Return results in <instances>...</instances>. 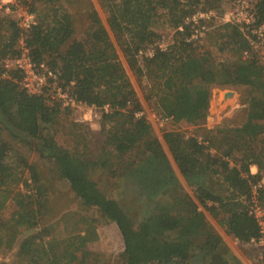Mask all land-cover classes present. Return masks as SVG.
I'll list each match as a JSON object with an SVG mask.
<instances>
[{
    "label": "trees",
    "instance_id": "trees-1",
    "mask_svg": "<svg viewBox=\"0 0 264 264\" xmlns=\"http://www.w3.org/2000/svg\"><path fill=\"white\" fill-rule=\"evenodd\" d=\"M220 1L99 0L107 13L109 30L131 69L138 65V50L158 36L152 26L159 9L176 28L193 5L203 2L214 7ZM255 15L264 22V0L256 1ZM88 19L89 26L82 36L71 39L74 26L70 14L58 5H49L27 30L23 47L33 63H43L56 70L59 82L69 85L77 100L97 107L107 105L108 111L102 113V122L107 124L103 126L104 141L114 151L126 152L141 144L149 155L160 159L161 145L151 136L145 118L136 115L141 110L140 103L108 31L95 10L88 12ZM228 27L222 36L232 55L215 66L210 64L208 53L195 54L181 32L169 47L156 50L145 59L143 66L151 80L147 84L148 95L165 116L198 123L206 118L212 84L250 85L255 93L241 127L248 141L240 148L241 155L234 163L228 160L234 146L217 156L194 137L165 131L163 140L181 174L191 181L193 197L180 185L170 184L161 192L167 197L152 202L149 213L137 223L91 178L94 161L61 147L52 134L43 132V125L55 123L58 104L47 102L43 94L26 92L13 78L15 72L10 78L0 77L1 126L23 135L40 156L53 161L56 173L68 182L82 204L94 207L102 219L115 223L123 243L120 254L123 264H189L193 257L212 261L218 253L215 264H229L235 258L228 256L221 237L211 230L204 212L241 242L258 236L259 228L248 212L247 200L251 184L258 180L264 166L260 153H255L250 145V141L264 135V68L253 55H242L248 44L236 26ZM7 30L8 35L0 43L2 57L19 52L16 22L8 20ZM9 151L8 143L0 138V177L13 169L7 161ZM20 162L26 166L36 190L32 197L11 188L8 184L19 180L15 175L11 182L0 187V247L10 248L19 234L36 226L43 206L35 168L18 157L17 164ZM250 164L257 165L255 174L249 172ZM215 175L220 176L225 186L223 191H214L198 181ZM8 201L15 208L4 216ZM36 236L27 235L19 242L16 255L20 262L27 258L31 264H82L85 244L95 233L87 228L83 235L68 239L73 251L65 259L58 252V241L51 239L37 244Z\"/></svg>",
    "mask_w": 264,
    "mask_h": 264
},
{
    "label": "rangeland",
    "instance_id": "rangeland-1",
    "mask_svg": "<svg viewBox=\"0 0 264 264\" xmlns=\"http://www.w3.org/2000/svg\"><path fill=\"white\" fill-rule=\"evenodd\" d=\"M247 1L253 5L255 11L257 0ZM235 2L236 0H221L214 7L198 2L183 16L181 23L176 28L170 25L166 14L159 9L152 26L158 36L141 48L145 50L148 48L154 52L160 48L165 50L174 40L180 37L178 32H181L184 33V41L191 45L190 47L194 53H208L210 64L215 66V63L217 64L232 55V51L224 45L225 38L222 33L228 30V26L235 25L223 22L222 16L226 10L234 7ZM20 4L24 6L27 13L32 14L35 22L45 7L55 4L63 8L73 20L74 34L71 39L80 38L88 28V12L90 10L96 11L108 31L110 39L115 45L118 58L140 103L141 110L136 115L145 118L151 128V136L156 138L161 145L163 154L160 159H155L149 155L141 144L126 152L114 151L104 141L103 129L105 128L103 126L107 124L102 122V113L107 112L108 107L105 109L104 107L87 104V107L67 105L64 100L74 95L69 85H62L58 77L49 76L39 64L26 66V72L19 68L16 60L21 59L24 66L29 56L27 50L22 48L19 42L22 33L19 23L22 18L19 17L16 8H13L11 12H7L0 7V43L9 33L7 30L8 20L15 21L19 29V37L16 43L19 52L13 56L6 55L2 57L0 55V77L10 78L15 72L16 76L13 78L17 79L18 85L26 92L27 89L24 83L28 81L36 87L35 94H43L47 102L58 104L59 110L55 123L43 125V132L52 134L56 143L61 147L94 161V165L90 170L91 178L107 196L117 200L135 223L149 213L152 202L167 197L161 192L170 184L180 185L184 192L193 197L191 181L181 174L163 140L162 135L165 131L178 132L185 138L194 137L206 145L211 154L217 156H221L226 152L228 147L234 146L231 151L232 156L228 157V160L234 163L237 162L241 155L240 148L245 145L244 142L248 141L247 135L241 127L247 120L249 100L254 92L250 85L212 84L210 86L207 115L204 121L198 123L185 120L175 121L171 117L165 116L156 107L154 98L148 95L147 84L151 80L147 78L143 66L144 60L148 56H140L137 52L138 65L134 69L128 66L112 32L109 30L106 21L107 13L99 0H20ZM207 10L214 12V16L206 21L207 29L201 36L192 37L194 28L185 23V17L196 11ZM248 49L249 54L256 57L264 68V46L257 49ZM44 67L50 69L45 64ZM37 78L41 79L38 80ZM229 91H232L233 94L225 97V94ZM58 93L62 96H59ZM261 137L258 136L250 141V145L254 147L253 151L255 153H260L259 158L262 165H264V135ZM0 138L5 140L10 147L7 161L13 167L12 170L0 177V187L11 182L12 179L10 180V178L15 175L19 177V180L8 185L14 190L21 193L26 192L33 197L36 188L31 182L26 166L21 162L17 164L18 157H21L26 164H30L35 168L40 189L43 192L40 199L43 206L40 208L37 225L19 234L10 248L0 247V263L31 264L27 258L20 262L16 255L19 242L31 234H37V244L51 239L58 241V252L65 259L73 251V246L68 242V239L83 235L86 229L89 228L94 230L95 237L85 244L82 264H123L120 256L123 243L115 223L102 219L94 207L82 204L81 200L70 189L68 182L56 173L53 161L40 156L33 145L26 143L23 135L18 134L13 128L1 126ZM259 175L258 180L254 183L258 182L264 175V166ZM23 180H26V185ZM198 181L217 192L223 191L225 188L218 175L208 176ZM254 183L252 182L251 185ZM257 195L258 203L264 209V182L258 188ZM14 208L13 202L8 201L4 216H7ZM204 213L211 230L221 237L228 256L235 258L229 264H242L244 259V262H255L256 254L252 246L237 241L225 231L216 218L207 212ZM79 254L80 252L77 253L78 258ZM216 255H214L212 261L209 258L193 257L189 264H200V262L201 264H215L217 263L215 260L217 259Z\"/></svg>",
    "mask_w": 264,
    "mask_h": 264
},
{
    "label": "built area",
    "instance_id": "built-area-1",
    "mask_svg": "<svg viewBox=\"0 0 264 264\" xmlns=\"http://www.w3.org/2000/svg\"><path fill=\"white\" fill-rule=\"evenodd\" d=\"M0 7L4 8V10L7 12H11L13 8H16L18 10V15L22 18L19 23V26H21L22 28L19 42L22 48H24L23 38L30 26L35 23L34 17L32 16V14L27 13L24 6L20 4V0H1ZM212 16H214V12L212 10H207L196 11L195 13L185 17V23L191 25L194 28L192 37L197 38L204 33V31L207 29L206 21ZM222 20L223 22L235 25L239 29L248 44V48L257 49L258 47L264 46V22L257 20L254 7L247 0H236L234 7L226 10L223 13ZM181 27L179 28L181 29ZM248 48L243 51L244 57H248L251 55L249 54ZM158 50L164 49L160 48ZM154 53V51H151L148 48L146 50L143 48H140L138 50V54L140 56L145 55L148 56V58L152 57ZM16 62L19 68H21V70H23L24 72H26V66L30 67L31 65L35 64L29 57L26 59V64H24V66L21 63V59H17ZM39 65L40 67L44 68L45 73H47L49 76L54 78L58 76L57 71L53 69H47L46 67H44L43 63ZM37 79L40 80L41 78ZM25 80H27V78H25ZM24 86L26 87L27 92H33L31 94H34V92L37 91L36 87L31 85V83H29L28 81L24 83ZM58 94L59 96H62L60 95V93ZM64 103L71 106L87 107L86 103L77 100L75 98V95L69 96L68 99L64 100ZM106 107L107 105L104 106L105 109ZM262 182H264V175L258 182L251 185L250 196L247 204L249 214L252 215L257 222L259 228L258 236L255 238H251L248 242H243L246 245L253 247L256 254V259L254 263L247 261L244 262V260L242 264H264V209L260 207L257 195V190L261 186Z\"/></svg>",
    "mask_w": 264,
    "mask_h": 264
},
{
    "label": "crops",
    "instance_id": "crops-1",
    "mask_svg": "<svg viewBox=\"0 0 264 264\" xmlns=\"http://www.w3.org/2000/svg\"><path fill=\"white\" fill-rule=\"evenodd\" d=\"M258 171V167H257V165L256 164H250V166H249V172L251 173V174H254V173H256ZM245 260V259H244ZM243 260V261H244Z\"/></svg>",
    "mask_w": 264,
    "mask_h": 264
},
{
    "label": "water",
    "instance_id": "water-1",
    "mask_svg": "<svg viewBox=\"0 0 264 264\" xmlns=\"http://www.w3.org/2000/svg\"><path fill=\"white\" fill-rule=\"evenodd\" d=\"M230 94H233V92L229 91L228 93L225 94V97L230 96Z\"/></svg>",
    "mask_w": 264,
    "mask_h": 264
}]
</instances>
